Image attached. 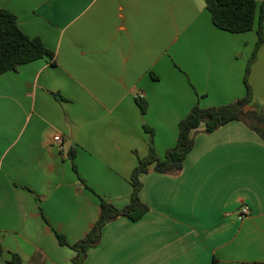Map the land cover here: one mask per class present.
I'll return each mask as SVG.
<instances>
[{
	"label": "crops",
	"instance_id": "crops-1",
	"mask_svg": "<svg viewBox=\"0 0 264 264\" xmlns=\"http://www.w3.org/2000/svg\"><path fill=\"white\" fill-rule=\"evenodd\" d=\"M0 8L56 60L0 74V264L11 253L22 264H71L75 252L56 233L82 238L98 218V196L126 205L138 159L150 144L163 156L195 104L245 94L256 26L220 29L204 0H0ZM249 82L247 109L258 110L264 43ZM204 126L179 173L151 165L140 175L149 210L107 223L84 264H264V139L239 120L210 133ZM72 150L92 190L74 172ZM244 204L250 214L239 219Z\"/></svg>",
	"mask_w": 264,
	"mask_h": 264
},
{
	"label": "trees",
	"instance_id": "trees-1",
	"mask_svg": "<svg viewBox=\"0 0 264 264\" xmlns=\"http://www.w3.org/2000/svg\"><path fill=\"white\" fill-rule=\"evenodd\" d=\"M206 9L210 12L214 25L220 29L241 33L254 29L256 26L257 40L246 63L243 82L245 94L227 104L202 107L195 104L178 122V134L175 144L166 149L160 156L152 144L146 156L139 158L130 175L131 194L129 202L116 207L102 196L99 198V215L90 230L79 240L69 243L65 236L56 233L61 245H68L74 252L71 264H84L87 250L101 241L104 226L120 216H126L132 221L139 220L149 210V206L140 198L142 182L140 175L153 169L160 173L177 174L183 168L186 155L194 147L196 129L204 123V132L210 133L232 120L246 124L264 139V107L255 110L247 109L254 100V93L249 82L252 64L258 51L264 43V0H204ZM49 56L52 64H56L55 53L48 49L39 37H29L18 26L16 16L11 11L0 8V74L15 70L20 65ZM137 104L141 113H145L147 104L138 97ZM153 136L151 128L144 126ZM75 152L69 154L72 168L80 182L92 190L80 177L74 162ZM1 254V249H0ZM11 264H22L19 254L11 253Z\"/></svg>",
	"mask_w": 264,
	"mask_h": 264
},
{
	"label": "built area",
	"instance_id": "built-area-1",
	"mask_svg": "<svg viewBox=\"0 0 264 264\" xmlns=\"http://www.w3.org/2000/svg\"><path fill=\"white\" fill-rule=\"evenodd\" d=\"M138 97H141L140 94H138ZM55 144L58 146L59 149L62 148V139H61V136L59 134L55 135L54 138H53ZM238 218L239 219H242L246 216H248L250 214V207L249 205H242L240 206L239 210H238Z\"/></svg>",
	"mask_w": 264,
	"mask_h": 264
}]
</instances>
